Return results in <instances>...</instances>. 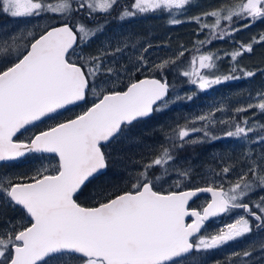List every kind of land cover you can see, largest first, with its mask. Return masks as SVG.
Returning a JSON list of instances; mask_svg holds the SVG:
<instances>
[{
  "label": "snow or ice",
  "instance_id": "6c2138e0",
  "mask_svg": "<svg viewBox=\"0 0 264 264\" xmlns=\"http://www.w3.org/2000/svg\"><path fill=\"white\" fill-rule=\"evenodd\" d=\"M118 5L119 0H60L57 4L49 0H0V14L13 18L46 13L60 17V23L50 25L38 36L28 33L32 40L23 46V51L11 35L8 40H0V162L15 161L28 153L58 157L52 174L42 167L29 182L0 176V204L24 213L19 224L9 222V227L0 231V264H182L192 253L215 250L254 229L264 232V195L255 202H246L257 189L264 192V167L255 161L227 189L220 184L166 194L157 190L158 185L162 188L167 183L165 177L170 179L172 172L177 174V188L190 176L191 165L171 167L177 162L175 151L223 138L247 141L250 133L264 131V125L249 126L247 118L239 122L217 121L214 113L196 117L191 126L178 127L166 137L171 147L162 146L160 154L141 167L131 178L130 190L105 198L101 189L94 197H99L96 206L78 203L89 184L108 175L111 153L106 148L124 141L135 142L132 132L139 122L180 100L193 99L192 95L179 93L173 97L166 78H144L130 82L125 90H116L111 78L119 73L105 66L107 49L96 56L78 55L72 59L77 48L104 33L105 24L99 23L98 17L106 18ZM187 6H195V0H133L130 8L122 7L117 19L156 10L171 13L175 9L182 13ZM207 16L213 17L215 23H202ZM234 18L245 21L243 28L264 22V0H241L232 8L222 7L191 19L201 30L209 28L212 38L224 39L241 30L232 27ZM222 21L228 22L227 28L221 27ZM181 22L170 20L172 24ZM206 42L211 43V38L200 44ZM260 43H264V34L247 44L240 43L225 55L236 62ZM183 55L180 52L177 59ZM219 59L216 53L194 56L180 75L200 91L239 79L235 75L238 71L245 78L255 75L235 64L228 74L215 75L212 70ZM140 62L146 63L143 57ZM175 64L176 60H164L151 70L163 73ZM89 93L94 97L91 106L74 119L40 131L28 142L14 139L26 126L54 119L69 105L88 103ZM257 98L264 101V93H258ZM253 107L264 114V102L249 103L236 112ZM217 123L228 126L222 136L213 130ZM256 142L264 143V135H258ZM119 163L116 159L112 166ZM156 168L162 169L160 175L154 173ZM230 171L227 166L222 169L225 177ZM203 192L211 193L210 202L202 210H190L189 201ZM237 210H242L243 215L231 223L214 233L202 232L210 219ZM260 250L264 252V244ZM233 255L241 257L243 264V258L251 257L252 252ZM192 264L206 262L193 260Z\"/></svg>",
  "mask_w": 264,
  "mask_h": 264
},
{
  "label": "rangeland",
  "instance_id": "374dc122",
  "mask_svg": "<svg viewBox=\"0 0 264 264\" xmlns=\"http://www.w3.org/2000/svg\"><path fill=\"white\" fill-rule=\"evenodd\" d=\"M218 1L219 0H195V6H187V10L182 13L175 9L172 10L171 13L167 10L148 12L160 15L162 14L166 20H169V22L172 19L186 21L188 25L185 26L189 30L188 33H186V36L189 34L186 39L189 40V45L186 43L184 45L179 42L180 44L178 48H174L167 45V40H164L163 42H160L156 45H149V47L143 53V60L146 62L145 64L141 65V67H143V72H145V74L147 71H149L151 74L159 73L161 75H165L166 77L167 74H170L171 81L173 83V90L171 91L173 97L179 93L181 96L192 95L193 99L191 101L186 99L180 100L174 104H171L164 112L154 113L150 118L139 122L132 132V135L136 137L135 142L124 141L120 144L112 145L109 148V151L112 153L110 158L111 168L108 178L111 175H117V177L126 180V184L129 183L130 185L132 183L131 178L140 171L144 164L150 162L155 156L160 154L162 146L171 147V143L168 140H165L166 135L171 136L174 133V130H178V127H183L185 125L191 126L190 122L200 115L214 113L215 119L217 121L235 120L239 122L247 118L249 126H253L254 124L264 125V114H261L255 107L249 109L247 112H236L237 108L246 107L249 103L258 104L260 102H264L257 98L258 93H264V88L260 87L258 90L249 89V87H251L249 85L250 82H247L245 88L237 84V80H241L243 78L239 71L235 73V75L240 77L239 79L230 80L219 85H214L205 91H200L196 85L188 83L187 78L180 75L181 71L189 67L190 61L194 56L207 53H216L220 57V59L216 61V68L212 70L215 75L228 74L234 64L236 67L242 68L246 71H252L254 73L257 72V70L251 69L250 66L245 67L241 63L242 57L245 54L249 55L250 53H245L243 56L238 57L236 62H233L230 56H226L225 53H231L235 51L240 43H249L251 41V38H249L250 34L248 33V37L244 32L245 29H249L248 31H251V34L253 33L256 36V33L260 34V32H258L261 31L260 28L252 29L251 27L253 25H264V22L257 21L250 27L243 28L241 26L244 21L239 20V25H236L235 23L237 20L234 18L232 27L241 28V30L235 32L231 37L226 36L224 39H216L211 37L209 28H204L201 30L200 25L191 19L192 17L201 16L203 13L210 12L212 10H220L222 7L225 9L232 8L234 5L241 2V0H238L228 4L224 2L222 3L220 1V5L212 6V8L209 6L210 4ZM49 2L57 4L60 2V0H49ZM132 3L133 1L131 4ZM197 11L199 12L197 13ZM56 19H60V17L53 13H46L39 17L30 18H13L6 14H0V40H8L9 36L11 35L17 39L21 45V51H23V46L28 45L32 40V36H29L28 33H32L33 36L39 35V31H43L45 28L49 27V25L52 24ZM201 22L212 25L215 23V19L211 16H207L203 17ZM159 27L162 26L159 25ZM164 27V33L160 29V33H157L156 35H161L163 33L162 35H164L165 39H167V26L164 25ZM221 27L227 28L228 22L222 21ZM106 30H108V28ZM193 32L195 35L194 38ZM262 33L264 34V32ZM149 34L151 36L153 35L151 32H149ZM237 34L239 41L235 39ZM131 36L139 40L144 39V35L140 33L139 35L132 33ZM243 37L245 40L242 42L240 39ZM209 38H211V43L206 42L203 45L200 44L201 41H207ZM151 41H154V38ZM137 45H139V41H137ZM184 46L187 48L184 49ZM78 49L81 50V48ZM180 52H184V55L177 59ZM167 55H169V57ZM248 57H251V55ZM170 59L176 60V64L170 65L168 68L164 69L163 73L151 70L154 65L159 64L164 60ZM249 61H251V59L246 60L247 65H251V62ZM120 71L119 78H113L120 80L122 77H124L125 70L120 69ZM201 71L208 73L209 70L203 69ZM183 84H185V86H183ZM223 85L229 86V89H225ZM91 97L94 98L92 94ZM217 109L223 110L217 111ZM196 126L200 127V124L198 123ZM213 130L218 136H222L223 132L228 130V126L217 123ZM253 134L264 135V131L258 130V133H250V139L247 141L234 138H223L211 143L197 145L196 147L200 148L198 150H196V147L191 148V146H189L179 151H175L177 162L171 167L187 168L189 165H191L192 170L190 176L187 179H184L182 183L188 182L191 185L200 183H217L218 185L223 184V186L227 189L230 186V182L234 183L238 174H240L242 171H247L248 166L251 165L253 161H255L258 166L264 167V165L260 163L259 159H257L253 153V151H255L257 148L260 149L264 143L256 142L258 135L253 137ZM116 159H118L120 163L114 168L112 163ZM37 165L42 166L44 164H38V162L31 164V166ZM226 166L230 167L231 171L225 177L222 173V169ZM11 171L12 170L10 169H4L2 177H8L12 179L15 176H13L14 174H11ZM153 171L156 175H160L162 169L156 168L153 169ZM165 179L167 180V183H163V185L170 187L171 185H174V181L177 179V174L172 172L171 178L169 179L168 177H165ZM249 179H251V177H249ZM261 195H264V192H261L259 189H257L255 192L250 194L248 200L259 199ZM252 233L257 234L254 231ZM252 233L242 237L237 251L233 252V250H230L229 253L226 252L223 260H231L233 257H235L233 253L242 254L244 251H251L253 253L254 251L260 249V245L264 244V236L256 235L252 237ZM263 257L264 252H261L260 250L259 252L252 254L251 257H247L246 259L243 258V264H264ZM208 258H210V256L206 257L196 255L190 260L191 262L189 263H192L193 260L201 259L206 261ZM211 263L213 264V262Z\"/></svg>",
  "mask_w": 264,
  "mask_h": 264
},
{
  "label": "trees",
  "instance_id": "16d2710c",
  "mask_svg": "<svg viewBox=\"0 0 264 264\" xmlns=\"http://www.w3.org/2000/svg\"><path fill=\"white\" fill-rule=\"evenodd\" d=\"M133 0H119V5L113 10L112 14L107 16L106 18L104 16H99L98 21L101 24H105L106 29L102 35H99L98 38L94 39L87 45H83L81 50L79 51L80 55L84 56H96L101 54L102 52L107 49L108 55L105 58V66L106 67H111L113 68L114 72L120 73V69L125 70V75L122 77L120 80L115 79L113 77L117 76H112V80L115 81V89L116 90H124L126 86L130 83L133 82L143 76H155L157 78H166L170 84V90L172 91V81H171V75L167 74V77L165 75H161L159 73L151 74L149 71L145 74L143 72V67H141V62H140V57H144L143 53L146 51L149 47V45H156L160 42H163L164 40H167V45L178 48L179 44L182 43L185 45L188 44L189 40L186 38L189 36V34L186 36V33H188V29L185 25H188L186 21H182L181 23L178 24H172L169 22V20L165 19L164 16L161 14H156V13H148V14H143V15H136L134 17L125 19V20H119L117 19V16L119 12L121 11L122 7L124 6H131V2ZM213 1V0H212ZM220 1L223 3H232L233 1L236 2L238 0H219L218 2H215L213 4H210L209 6H216L220 5ZM209 9V8H208ZM199 11H197L198 13ZM79 18V17H78ZM86 19V18H85ZM239 20L236 21V25H239ZM245 22V21H244ZM243 22V23H244ZM60 23V19L54 20V22L50 25H55ZM242 23V22H240ZM49 25V26H50ZM161 25L162 27H159ZM167 27V39H165L164 33L165 27ZM252 29L254 28H260L261 31L260 34L256 33V36L252 33L251 31H248L249 29H245V33L249 37L248 33L250 34L251 40L253 37L259 38L262 32H264V25H253L251 27ZM46 29V28H45ZM162 30L163 33L160 35H156L157 33H160L159 30ZM43 31H39L38 33H41ZM143 34L144 39H135L131 36L132 33H136L137 35ZM151 32L153 35L151 36L149 34ZM128 33V34H126ZM245 35V34H244ZM152 37V38H149ZM195 37L194 32H193V38ZM154 38V41H151ZM148 39V43H147ZM160 39V41H159ZM235 39L239 41L238 39V34L236 35ZM187 40V41H186ZM242 42L245 40L244 37L240 39ZM137 41H139V45H137ZM144 42V43H142ZM180 42V43H179ZM189 45V44H188ZM119 47L122 48V52H115V49ZM184 49L187 47L184 46ZM251 55V57H248ZM245 54L242 57L241 63L246 67L250 66L251 69L257 70L254 76L251 78H245L243 77L241 80H237V84L241 85V87L245 88L247 82H250L249 89L255 90L260 87L264 88V43L260 44H255L253 46V51L250 54ZM78 56V55H77ZM169 57V55H167ZM73 60H76V56L74 55L72 57ZM251 59V65L246 64V60ZM140 68V71H137L136 69ZM103 71V69H102ZM151 74V75H150ZM119 78V75H118ZM185 86V84H183ZM225 89H229V86L223 85ZM78 112V111H77ZM258 135V134H257ZM256 134H253V137L257 136ZM192 148V147H191ZM195 148V147H194ZM200 149L199 147H196V150ZM254 155L256 156L257 159H259L260 163L264 165V145L259 149L257 148L255 151H253ZM115 177L111 178L110 181H118V182H124L123 185H126V180ZM207 183V182H206ZM93 188V187H92ZM90 192L89 194L82 195V197L79 198V203H83L85 205H95L97 201L95 200H90L88 199V203L86 199L88 196L95 197L96 194L99 192H94L93 189H89ZM128 189H124L126 191ZM91 193V194H90ZM99 198V197H97Z\"/></svg>",
  "mask_w": 264,
  "mask_h": 264
},
{
  "label": "flooded vegetation",
  "instance_id": "af4514ba",
  "mask_svg": "<svg viewBox=\"0 0 264 264\" xmlns=\"http://www.w3.org/2000/svg\"><path fill=\"white\" fill-rule=\"evenodd\" d=\"M38 36V35H35ZM82 46V45H81ZM81 48V47H80ZM79 49L77 48V55H80ZM94 98L91 97V93H89L88 97V103H81L72 107H68L66 109L60 110V114L56 116L54 119H44L41 122H36L34 125L27 126L26 129H22L20 133L17 134L14 139H16L18 142H28L30 138L34 137V135L38 134L40 131H45L50 127L55 126L57 123L65 122L66 120L73 119L77 115L82 114L84 111L87 110L88 107L91 106V101ZM78 111V112H77ZM167 137V135H166ZM165 137V140H167ZM147 150V149H146ZM106 152L112 153L109 151V148L105 149ZM147 158V157H145ZM111 161V160H110ZM110 161H109V170L108 174L110 173ZM42 163L44 165L42 166H31L33 163ZM58 163V157L55 154H49V153H28L24 157L19 158L15 161H7V162H0V176H2L3 170H12L11 174L15 177L12 178L14 182H29L33 176L37 174V170L45 167L49 169V174H52L55 168V165ZM117 175H111L108 178L107 176L100 177L99 179L93 181L91 184L88 185L87 188L83 190V193L79 195V198L82 197V195L89 194L90 190L93 189L94 192H97V190H104L105 198H108L110 196L121 194L124 189L130 190L131 184L127 183L126 185H123L124 182H118V181H110L111 178H115ZM119 179V178H118ZM208 186H218L217 183L213 184H195L191 185L188 182L182 183L179 188L175 187V185H171L170 187L164 186L161 188L159 185L157 186V190L162 191L163 193H167L168 191H183V190H189V189H196V188H202V187H208ZM93 187V188H92ZM225 188V187H224ZM226 189V188H225ZM127 191V190H126ZM91 194V193H90ZM88 199L98 201L99 198L88 196L86 201L88 202ZM210 196L208 194H202L198 196L197 198L193 199L189 202L188 207L189 209H195V210H202V208L209 202ZM258 199L255 200H247L246 202H255ZM79 203V202H78ZM90 203V202H88ZM93 204V203H90ZM85 205L82 203L83 206H96L95 205ZM24 213L16 209L13 211L12 209L5 208L2 204H0V231L6 230L9 227V222L11 224H19L21 221V218L23 217ZM238 215H243L242 210H237L236 212L230 214V215H222L217 218L211 219L209 222L206 223L205 229L202 230L204 234L208 233H214L216 232L220 227H222L224 224L231 223ZM186 222H191V219L188 218ZM255 233H252V237L256 235H263L264 232H257L255 229L253 230ZM241 238L231 241L224 246H221L215 250H210L208 252H201V253H192L187 260L182 261V264H192L190 260L196 256H210L205 262L206 264H212L211 262L216 264H241V257H233L231 260H223L225 257L224 255L229 253L230 250H233V252L237 251L238 246L240 244ZM260 249L254 251L252 254H255L259 252ZM264 258V257H263ZM246 259V258H244ZM202 260V259H201ZM245 262V261H244Z\"/></svg>",
  "mask_w": 264,
  "mask_h": 264
},
{
  "label": "water",
  "instance_id": "95a60500",
  "mask_svg": "<svg viewBox=\"0 0 264 264\" xmlns=\"http://www.w3.org/2000/svg\"><path fill=\"white\" fill-rule=\"evenodd\" d=\"M144 78H157V77H154V76H143V77H141V78H139V79H137V80H140V79H144ZM159 79V78H158ZM137 80H135V81H137ZM134 82V81H133ZM126 89V88H125ZM124 89V90H125ZM82 102H78L76 105H78V104H81ZM72 106H75V105H69V106H67V108L68 107H72ZM74 119V118H73ZM147 119V118H146ZM27 127V126H26ZM50 154V153H49ZM190 190V189H189ZM183 191H185V190H183ZM202 194H208L209 196H210V198H211V193H207V192H203V193H198V195L196 196V197H193L190 201H192L193 199H195V198H197L198 196H200V195H202ZM211 200V199H210ZM189 201V202H190ZM210 202V201H209ZM207 205V204H206ZM191 210V209H190ZM188 218H186V220H187ZM211 220V219H210Z\"/></svg>",
  "mask_w": 264,
  "mask_h": 264
},
{
  "label": "bare ground",
  "instance_id": "6f19581e",
  "mask_svg": "<svg viewBox=\"0 0 264 264\" xmlns=\"http://www.w3.org/2000/svg\"><path fill=\"white\" fill-rule=\"evenodd\" d=\"M198 150V149H197ZM193 154V153H192ZM195 154V153H194Z\"/></svg>",
  "mask_w": 264,
  "mask_h": 264
}]
</instances>
